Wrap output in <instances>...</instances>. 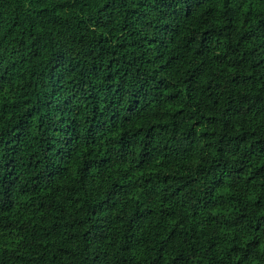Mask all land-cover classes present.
Wrapping results in <instances>:
<instances>
[{
  "label": "trees",
  "instance_id": "obj_1",
  "mask_svg": "<svg viewBox=\"0 0 264 264\" xmlns=\"http://www.w3.org/2000/svg\"><path fill=\"white\" fill-rule=\"evenodd\" d=\"M0 264H264V0H0Z\"/></svg>",
  "mask_w": 264,
  "mask_h": 264
}]
</instances>
